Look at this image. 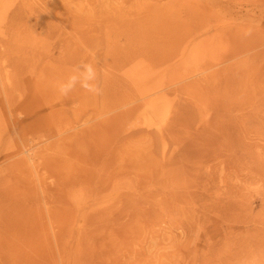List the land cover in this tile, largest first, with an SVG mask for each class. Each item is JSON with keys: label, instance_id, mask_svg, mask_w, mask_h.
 <instances>
[{"label": "rangeland", "instance_id": "rangeland-1", "mask_svg": "<svg viewBox=\"0 0 264 264\" xmlns=\"http://www.w3.org/2000/svg\"><path fill=\"white\" fill-rule=\"evenodd\" d=\"M0 264H264V0H0Z\"/></svg>", "mask_w": 264, "mask_h": 264}, {"label": "clouds", "instance_id": "clouds-1", "mask_svg": "<svg viewBox=\"0 0 264 264\" xmlns=\"http://www.w3.org/2000/svg\"><path fill=\"white\" fill-rule=\"evenodd\" d=\"M97 72L91 63L81 62L74 66L71 74L66 80L58 84V91L61 96L67 97L79 85L87 92L100 94L101 89L95 83Z\"/></svg>", "mask_w": 264, "mask_h": 264}]
</instances>
